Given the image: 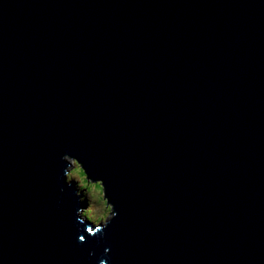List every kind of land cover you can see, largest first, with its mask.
Listing matches in <instances>:
<instances>
[{
  "label": "water",
  "instance_id": "1",
  "mask_svg": "<svg viewBox=\"0 0 264 264\" xmlns=\"http://www.w3.org/2000/svg\"><path fill=\"white\" fill-rule=\"evenodd\" d=\"M0 264H264V0H0Z\"/></svg>",
  "mask_w": 264,
  "mask_h": 264
},
{
  "label": "rangeland",
  "instance_id": "2",
  "mask_svg": "<svg viewBox=\"0 0 264 264\" xmlns=\"http://www.w3.org/2000/svg\"><path fill=\"white\" fill-rule=\"evenodd\" d=\"M79 176V166L73 162L71 173L69 174V180L77 181L81 188L86 189L90 202L89 208L83 213L84 216L88 219V221L95 225H98L101 222H107L108 219L112 218V210L110 209V211H108V208L105 206V204L101 202V199L103 198V194L100 190L101 187L94 184H87L85 182L84 184H81L80 178H78Z\"/></svg>",
  "mask_w": 264,
  "mask_h": 264
},
{
  "label": "trees",
  "instance_id": "3",
  "mask_svg": "<svg viewBox=\"0 0 264 264\" xmlns=\"http://www.w3.org/2000/svg\"><path fill=\"white\" fill-rule=\"evenodd\" d=\"M77 166H79V172H80V176L78 177V178H80V183L82 184H84V182L85 183H87V184H94V185H98V186H100L101 187V193L103 194V188H102V186L100 185V183H94V182H91V181H89V180H87V178H86V175L84 174V172H83V170L81 169V167H80V165H78V164H76ZM80 187V186H79ZM81 188V187H80ZM83 189V188H82ZM84 191H85V196H86V198L85 199H87L88 200V208H89V205H90V202H89V199H88V193H87V191H86V189H83ZM101 196V195H100ZM103 196V195H102ZM102 198V197H101ZM101 202H103L104 204H105V206L108 208V211H110V209H111V207L110 206H108V204H107V200H105L104 199V196H103V198L101 199Z\"/></svg>",
  "mask_w": 264,
  "mask_h": 264
},
{
  "label": "bare ground",
  "instance_id": "4",
  "mask_svg": "<svg viewBox=\"0 0 264 264\" xmlns=\"http://www.w3.org/2000/svg\"><path fill=\"white\" fill-rule=\"evenodd\" d=\"M86 198V196L84 195V199Z\"/></svg>",
  "mask_w": 264,
  "mask_h": 264
},
{
  "label": "snow or ice",
  "instance_id": "5",
  "mask_svg": "<svg viewBox=\"0 0 264 264\" xmlns=\"http://www.w3.org/2000/svg\"><path fill=\"white\" fill-rule=\"evenodd\" d=\"M80 239H83V237H80Z\"/></svg>",
  "mask_w": 264,
  "mask_h": 264
}]
</instances>
